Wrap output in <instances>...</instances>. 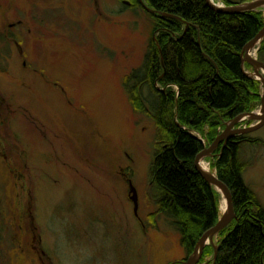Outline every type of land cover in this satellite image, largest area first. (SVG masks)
<instances>
[{
    "label": "rangeland",
    "instance_id": "obj_1",
    "mask_svg": "<svg viewBox=\"0 0 264 264\" xmlns=\"http://www.w3.org/2000/svg\"><path fill=\"white\" fill-rule=\"evenodd\" d=\"M263 10L254 11L264 22ZM150 24L123 0H0V264H178L185 256L153 201V121L130 107L123 87L142 66ZM250 54L264 61V51ZM250 78L260 96V78ZM259 107L260 99L247 112ZM210 129L195 131L204 147ZM241 134L258 140L239 156L242 179L264 206V122ZM215 156L203 159L216 175ZM214 189L219 208L224 197ZM220 234L195 264L214 260Z\"/></svg>",
    "mask_w": 264,
    "mask_h": 264
},
{
    "label": "trees",
    "instance_id": "obj_2",
    "mask_svg": "<svg viewBox=\"0 0 264 264\" xmlns=\"http://www.w3.org/2000/svg\"><path fill=\"white\" fill-rule=\"evenodd\" d=\"M127 1L146 12L151 26L142 66L124 78L123 87L130 107L153 121L148 168L153 201L156 212L178 232L185 258L219 215L215 189L194 168V157L204 147L195 131L211 126L206 135L211 142L221 120L247 112L259 101L258 82L244 72L249 64L241 62L239 53L262 27L263 18L254 10L217 12L204 0H143L156 12L138 0ZM263 51L264 39L259 58ZM245 142L258 140L239 134L214 150L212 165L231 193L235 217L221 230L210 264H264V206L242 179L246 163L239 152ZM210 249L204 246L202 254Z\"/></svg>",
    "mask_w": 264,
    "mask_h": 264
},
{
    "label": "water",
    "instance_id": "obj_3",
    "mask_svg": "<svg viewBox=\"0 0 264 264\" xmlns=\"http://www.w3.org/2000/svg\"><path fill=\"white\" fill-rule=\"evenodd\" d=\"M140 4L149 12H156L154 9L149 8L143 0H138ZM205 4L217 11L222 13H239L244 11L256 10L257 8L264 6V0H245L239 3H231V4H223V3H216L212 0H204ZM160 15L165 16H173L179 19V17L165 13L159 12ZM264 38V22L262 27L254 34V36L249 39L241 48L239 56L242 63H247L252 68V73L256 75V77L260 78L261 83V93H260V107L259 112H244L236 115L229 122L226 124L225 128L220 131L214 139L208 144V146L203 147L194 157L193 164L194 168L199 172V174L211 185L213 188H217L223 194L225 199V209L223 213H219V216L216 222L206 229L201 236L196 241L192 252L187 255L184 259L180 260L178 264H195L202 253L203 247L207 244V239L210 240L214 234L222 230L228 223L235 217V213L233 210L232 205V197L228 187L218 179V177L209 172L200 166V161L208 156L211 155L212 151L215 150L219 144L221 143V148L225 145L228 138L241 134L253 131L260 127L264 122V61L258 59L255 55L250 54L251 49L258 50L259 44ZM245 72V71H244ZM246 73V72H245ZM252 73L249 72L247 76L251 77ZM248 116L251 119H255V123L248 125L243 128H232V126ZM128 193L129 198L132 201V210L136 214L137 210V192L131 181L128 182ZM216 250L214 251L215 257Z\"/></svg>",
    "mask_w": 264,
    "mask_h": 264
},
{
    "label": "bare ground",
    "instance_id": "obj_4",
    "mask_svg": "<svg viewBox=\"0 0 264 264\" xmlns=\"http://www.w3.org/2000/svg\"><path fill=\"white\" fill-rule=\"evenodd\" d=\"M263 7V6H262ZM263 14H264V10H263ZM253 52H255V49H252ZM200 166L201 168L205 169V170H208V162H206L204 159H202L200 161ZM224 208H225V200L224 198H220L219 199V213H223L224 212Z\"/></svg>",
    "mask_w": 264,
    "mask_h": 264
},
{
    "label": "flooded vegetation",
    "instance_id": "obj_5",
    "mask_svg": "<svg viewBox=\"0 0 264 264\" xmlns=\"http://www.w3.org/2000/svg\"><path fill=\"white\" fill-rule=\"evenodd\" d=\"M123 2H126V3H128V1L126 0H123ZM39 17V16H38ZM11 26L13 25L12 23L10 24ZM264 39V38H263ZM262 42V41H261ZM261 42H260V44H261ZM260 44H259V49H260ZM259 49L257 50V53H258V51H259ZM128 196V199L130 200V198H129V194L127 195ZM131 201V200H130ZM131 203H132V201H131ZM133 215L135 216L136 214L133 212ZM183 259H184V257H183Z\"/></svg>",
    "mask_w": 264,
    "mask_h": 264
}]
</instances>
